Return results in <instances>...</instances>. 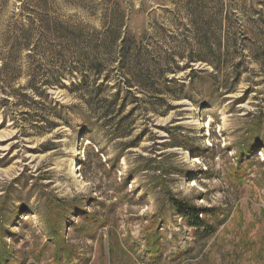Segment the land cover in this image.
<instances>
[{"label":"rangeland","instance_id":"obj_1","mask_svg":"<svg viewBox=\"0 0 264 264\" xmlns=\"http://www.w3.org/2000/svg\"><path fill=\"white\" fill-rule=\"evenodd\" d=\"M0 264H264V0H0Z\"/></svg>","mask_w":264,"mask_h":264},{"label":"trees","instance_id":"obj_2","mask_svg":"<svg viewBox=\"0 0 264 264\" xmlns=\"http://www.w3.org/2000/svg\"><path fill=\"white\" fill-rule=\"evenodd\" d=\"M133 40L134 39L129 40L128 38L123 40V42H122L123 44L121 47V49H122L121 53H127V51L129 52V51L137 50L138 45ZM138 51H136V52H138ZM216 54H218V53H216ZM218 55H219L218 58L221 59L222 56L220 54H218ZM214 64H216V63H214ZM134 76H136V75H134ZM172 201L175 202L174 210L181 213L183 220L191 228L195 229L196 231L200 232L202 235H205V236L210 237L211 235L214 234V232H215L214 227H212V225H210L209 222L204 219V217L208 215V212H210L208 209L205 210V209L193 207L190 204L176 201L174 198H172Z\"/></svg>","mask_w":264,"mask_h":264},{"label":"bare ground","instance_id":"obj_3","mask_svg":"<svg viewBox=\"0 0 264 264\" xmlns=\"http://www.w3.org/2000/svg\"><path fill=\"white\" fill-rule=\"evenodd\" d=\"M75 170H77V169L75 168Z\"/></svg>","mask_w":264,"mask_h":264}]
</instances>
